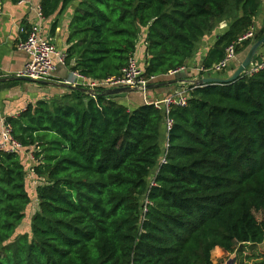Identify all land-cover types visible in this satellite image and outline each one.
I'll return each mask as SVG.
<instances>
[{
  "label": "trees",
  "instance_id": "obj_1",
  "mask_svg": "<svg viewBox=\"0 0 264 264\" xmlns=\"http://www.w3.org/2000/svg\"><path fill=\"white\" fill-rule=\"evenodd\" d=\"M71 4L65 65L93 81L121 76L144 35L138 63L155 84L186 68L222 23L205 70L250 31L238 59L264 37V0H42V16ZM96 91L41 99L5 120L38 184L30 194L22 152H0V264H226L264 244V68L189 85L167 146L165 111ZM34 202L31 232L20 233Z\"/></svg>",
  "mask_w": 264,
  "mask_h": 264
},
{
  "label": "crops",
  "instance_id": "obj_2",
  "mask_svg": "<svg viewBox=\"0 0 264 264\" xmlns=\"http://www.w3.org/2000/svg\"><path fill=\"white\" fill-rule=\"evenodd\" d=\"M41 1L42 0H22L17 4L13 3L11 0L0 1V136L5 120L9 117L19 116L21 112L26 109L28 104L35 103L41 99L55 98L70 91L60 85L73 79L71 69L63 64H58L54 77L50 81H45V83L1 81L5 78L16 77L30 60L29 55L18 49V43L23 37L20 33V28L22 26L26 28L32 25L39 26L42 35L47 40L53 43L59 51L67 53L69 48L68 40L71 35L70 25L77 4H71L65 10L58 11L53 17L46 19L41 13ZM257 19H259V17ZM263 22V20H260L259 24H256V27L262 25ZM55 24H57V27L53 30ZM225 28H227V24L222 23L216 32L214 31L204 39L200 47V52L188 62L184 71L174 76L170 75L164 77L157 84L169 83L174 80L191 81L202 77L199 75L200 72L198 69L202 67L216 39ZM144 38L145 35L140 39L135 56V59L142 65H144L146 54ZM240 60L241 59H239V61ZM236 65L237 64H233L227 70L226 76H231L234 73L237 69ZM183 86H186V84L178 83L145 93L138 92L120 95L119 99L122 103L132 106H139L147 102L156 103L158 101H163L167 96ZM163 132V142L165 146H167L168 135L165 131V124ZM21 161L25 165L27 171L29 192L30 194H34L38 180L33 173L35 161L32 153L28 151L22 152ZM35 211L36 209L33 214ZM213 257L215 258V260L213 258V261L216 263L217 252H214Z\"/></svg>",
  "mask_w": 264,
  "mask_h": 264
},
{
  "label": "built area",
  "instance_id": "obj_3",
  "mask_svg": "<svg viewBox=\"0 0 264 264\" xmlns=\"http://www.w3.org/2000/svg\"><path fill=\"white\" fill-rule=\"evenodd\" d=\"M20 33L23 37L18 43V49L29 55L30 60L17 76L35 81H50L56 73L58 64H66L67 53L59 51L53 43L47 40L42 35L40 27L37 25H32L29 28L22 26L20 28ZM252 38H254L253 30L240 38L238 42L230 45L226 50L225 58L219 64L215 65L210 70H205L200 67L198 71L204 74L203 77L226 72L238 61L237 45ZM263 68L264 56L259 62H256L255 60L254 67L250 69L249 72L252 73ZM184 70L185 68L173 71L170 75H177ZM72 77L73 79L67 81L65 83L66 85L90 90H111L121 87L145 89L149 84H155L154 81L156 80L155 77L148 80L144 78V70L135 58L130 59L128 66L123 70L122 75L118 77H111L103 81H93L75 72H72ZM188 86L189 85L180 87L167 96L163 101L153 103L156 108L165 111V126L167 132L171 130L174 124L173 120L170 118L172 108H186L188 105ZM22 151L21 144L13 137L11 125L4 122L0 136V152L21 153ZM164 162L165 159L163 160V163Z\"/></svg>",
  "mask_w": 264,
  "mask_h": 264
},
{
  "label": "water",
  "instance_id": "obj_4",
  "mask_svg": "<svg viewBox=\"0 0 264 264\" xmlns=\"http://www.w3.org/2000/svg\"><path fill=\"white\" fill-rule=\"evenodd\" d=\"M264 45V37L258 41H256L251 48L249 49L247 55L243 59V61L240 63L238 68L234 71V73L231 76H217L215 74L209 75L207 77H200L195 80L191 81H185V80H174L172 82L167 83H161V84H149L146 86L145 89L142 88H131V87H121L117 89H111V90H105L103 92L104 96L107 97H115L125 94H131V93H138V92H147L155 89H160L165 86H170L178 83L186 84V85H196V86H202V85H223V84H232L238 81L244 74H246L250 69L254 67L256 57L261 49V47ZM2 82H10V81H26L31 83H45L43 81H35L29 78H23V77H12V78H5L1 80ZM62 87H65L71 91L78 90L82 93L88 94L90 96H95L97 93L96 90H90L85 88H77L72 87L66 84H60Z\"/></svg>",
  "mask_w": 264,
  "mask_h": 264
},
{
  "label": "rangeland",
  "instance_id": "obj_5",
  "mask_svg": "<svg viewBox=\"0 0 264 264\" xmlns=\"http://www.w3.org/2000/svg\"><path fill=\"white\" fill-rule=\"evenodd\" d=\"M260 20L264 21V7L260 13L259 19H256L255 23L258 25ZM202 42H204V40ZM201 46H202V44H200L198 46L196 55L200 52ZM248 51H249V49L244 54L243 59L245 58ZM257 56H258V58L256 57V59H257L256 62H259V60L264 56V47L260 49ZM243 59H241V61H239V62H236L237 68L240 65V63L243 61ZM196 65H197V63H196ZM226 72H224L222 74H215V75L223 76V74L226 75ZM165 131H166V126H165ZM35 209H36V205L34 202V204L31 206V208L28 212V215H27L28 217L23 222V225L20 229V231H21L20 233H30L31 232V216H32ZM214 260H215V258H214ZM263 263H264V244L263 245L244 246L241 250V254L238 253L236 255H233L232 258L226 262V264H263Z\"/></svg>",
  "mask_w": 264,
  "mask_h": 264
}]
</instances>
